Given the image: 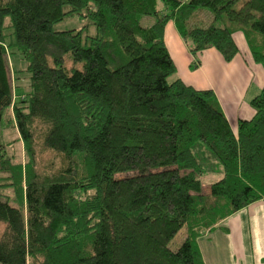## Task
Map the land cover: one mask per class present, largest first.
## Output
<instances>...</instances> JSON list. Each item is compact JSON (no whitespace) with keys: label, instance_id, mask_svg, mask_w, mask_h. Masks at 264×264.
Masks as SVG:
<instances>
[{"label":"trees","instance_id":"16d2710c","mask_svg":"<svg viewBox=\"0 0 264 264\" xmlns=\"http://www.w3.org/2000/svg\"><path fill=\"white\" fill-rule=\"evenodd\" d=\"M202 9L213 22L189 28ZM74 15L96 35L54 29ZM172 20L195 57L215 48L231 62L242 32L264 67V0H0V123L26 154L0 156V187L21 199L14 207L0 193V264H204L197 238L264 199V89L235 134L213 91L177 77L164 39ZM11 53L27 62L15 84ZM195 147L223 170L210 194Z\"/></svg>","mask_w":264,"mask_h":264},{"label":"crops","instance_id":"0c3cea01","mask_svg":"<svg viewBox=\"0 0 264 264\" xmlns=\"http://www.w3.org/2000/svg\"><path fill=\"white\" fill-rule=\"evenodd\" d=\"M233 37L239 52L231 62H226L215 48L194 59L174 20L167 23L164 39L177 77L196 90L213 91L237 134L240 121L255 117L251 102L264 89V67L255 62L242 32ZM194 60L200 61L196 69L192 68ZM197 244L204 264H264V199L200 235Z\"/></svg>","mask_w":264,"mask_h":264},{"label":"rangeland","instance_id":"374dc122","mask_svg":"<svg viewBox=\"0 0 264 264\" xmlns=\"http://www.w3.org/2000/svg\"><path fill=\"white\" fill-rule=\"evenodd\" d=\"M213 15L211 11L207 9L198 10L192 15V17L188 20L187 25L189 28L193 27H207L212 23ZM173 21V20H172ZM155 22V18L147 17L144 19L143 24L149 26ZM54 29L56 31H69V30H83L84 37H94L97 33L94 25L91 24L90 20L83 16H70L67 17L62 22H59L54 25ZM7 33H11V30H8ZM199 55V54H198ZM194 59L195 56L193 55ZM7 61L9 64V74L14 82L15 71H21L20 75L23 78L28 77V73L25 72L27 69V62L22 59V57L18 53L9 54L7 56ZM67 62L69 63V58H67ZM195 63V60H194ZM195 67V64L193 65ZM196 69V68H193ZM175 78V77H174ZM173 77L171 80L174 79ZM27 81L23 79L20 82L21 88L17 86L14 88V94L16 99H20L26 92L24 88L27 85ZM15 84V82H14ZM0 145H4L5 148L0 150V156H7L13 160V163L20 164L24 163L26 160V154L24 151V145L22 141L19 139L18 131L15 130L11 123L7 120H3L0 123ZM204 148V149H202ZM43 155L44 158L50 157L51 153L45 151ZM194 152L197 158L204 166V174L202 176L203 190L206 194L211 193L212 185L221 179L223 174V170L219 163L216 161L214 156L207 151L205 147H195ZM82 173H87L91 171V167H87L82 163ZM0 177H4V175L0 174ZM3 193L6 196H9V200L14 207H20L21 199L17 196L15 192V188H7L0 187V193ZM4 230V224L0 223V236ZM188 234L187 227H184L180 233L174 238V240L170 243V248L175 251L178 250L183 242L185 241Z\"/></svg>","mask_w":264,"mask_h":264}]
</instances>
